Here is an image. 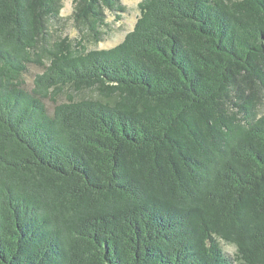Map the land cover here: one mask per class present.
<instances>
[{
    "label": "trees",
    "instance_id": "obj_1",
    "mask_svg": "<svg viewBox=\"0 0 264 264\" xmlns=\"http://www.w3.org/2000/svg\"><path fill=\"white\" fill-rule=\"evenodd\" d=\"M61 1L0 0V264H264V0H143L45 66ZM75 4L94 32L123 9Z\"/></svg>",
    "mask_w": 264,
    "mask_h": 264
},
{
    "label": "rangeland",
    "instance_id": "obj_2",
    "mask_svg": "<svg viewBox=\"0 0 264 264\" xmlns=\"http://www.w3.org/2000/svg\"><path fill=\"white\" fill-rule=\"evenodd\" d=\"M143 0H120L122 12L120 11H104L103 25L98 27L96 32L90 30L82 21L74 18L75 0H62V8L57 19L50 21L45 33V39L40 42L38 53L43 50V62L45 66L50 64L47 58L46 50L55 42L65 38L72 42L73 48L78 50L85 49L87 51L110 49L120 44L126 35L133 31L135 24L140 17L139 5ZM44 68L36 64L29 65V70L25 74V80L28 88L34 87V80L37 75L44 72ZM68 95H72L78 99L96 97V92L85 91L82 94H76L71 90L59 97L60 102H65ZM53 105L49 103L52 110ZM264 111V108L262 109ZM225 253L234 259L236 256V248L232 245L223 244Z\"/></svg>",
    "mask_w": 264,
    "mask_h": 264
}]
</instances>
